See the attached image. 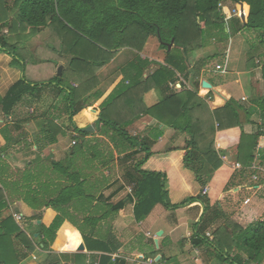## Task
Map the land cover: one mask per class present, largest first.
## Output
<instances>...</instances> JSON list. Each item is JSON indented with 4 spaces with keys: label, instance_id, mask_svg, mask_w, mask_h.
<instances>
[{
    "label": "trees",
    "instance_id": "obj_1",
    "mask_svg": "<svg viewBox=\"0 0 264 264\" xmlns=\"http://www.w3.org/2000/svg\"><path fill=\"white\" fill-rule=\"evenodd\" d=\"M227 2L234 6L235 11L239 8V16L230 14ZM228 14L229 25L226 23ZM228 28L234 32L242 28L261 30V52L248 56L246 69L257 67L255 61L264 59V0H12L11 7L5 0H0V53L9 55L13 59L12 65L22 73L7 94L0 96V120L4 121L9 116L23 97L36 98L43 90L54 88L59 100L54 106L56 115L43 121L33 143L38 146L43 140L46 145H51L57 142L59 136L65 135L64 129L55 123L56 119L77 133L69 150L70 159L63 163L50 161L54 170L66 174L68 167L76 169V163L72 161L81 159L87 153L93 152L92 159L97 158L100 145L91 146L87 139L94 133L78 129L73 122L81 111H93L97 115L98 134L106 137L118 155H123L124 159L143 155L132 169L138 176L135 179L132 177L135 188L129 198L134 203L136 222L144 220L158 204L167 210H176L196 202L201 206L202 214L193 226V248L212 250L214 256L209 260L210 264H261L264 261V221L257 220L242 228L225 217L219 197L237 188L236 180L242 175L250 178L252 173L258 175L260 172L250 169L252 164L261 166V173L264 172V97L253 101L254 107L248 108L245 100L239 103L230 100L223 107L211 110L208 106L211 95L201 98L198 89L201 78H209L212 84L215 83V79L207 75V71L213 68L214 54L189 65L190 56L204 49L211 38H217L221 43ZM44 29L50 31L52 44L55 43L51 45L49 55H43L41 60L45 61L41 65L53 62L51 58L55 56L71 55V59L60 75L53 72L60 60L57 58L54 64L51 63L50 76L32 80L26 73L28 67L41 73L45 68L31 66L32 54L26 49V44ZM150 37L157 38L158 48L164 51L162 63L138 56ZM120 50L131 51L135 55L120 68L121 78L114 83L110 93L98 107H93L103 96V92L96 88V71L107 65ZM189 78L192 88L180 81L186 83ZM170 83L175 84L172 90ZM151 89L158 94L159 101L146 107L143 95ZM213 91V105H223L225 94L222 89ZM132 96H137L138 100ZM89 99L95 102L90 104ZM238 110L245 111L247 118L257 113L261 123L254 134L243 132ZM142 115L157 121L156 127L148 137L131 135L128 128ZM160 125L172 129L177 135H186L181 149L185 151L181 170L190 179L192 191L174 203L170 199V178L167 174L145 168L152 156L151 148L161 136ZM3 152L4 149L0 148V264H19L35 251L37 243L22 229V218L16 222L13 213L6 214L13 200H22L28 207L37 210L38 214L32 218L36 221H41L45 209L56 212L57 207L56 202L41 204L37 194H34L31 189L32 171L27 169L29 164H26L25 171L18 169L17 172H10L1 159ZM226 154L235 157L240 169H233L222 161ZM4 175L6 178L12 176L15 181L8 183ZM206 186L208 191L203 194ZM20 188L30 191L20 194ZM24 195L25 198H22ZM120 208H123L122 204ZM219 221L223 223L218 225ZM63 223L64 219L56 216L48 227L38 226V244L44 250H62L65 247L73 232L66 231L65 238L59 241L57 231ZM209 230L211 240L206 236ZM81 237L87 251L102 252L96 257V264H112L111 250L105 242L83 232ZM159 261L162 263L164 258ZM84 262V256H74L73 264Z\"/></svg>",
    "mask_w": 264,
    "mask_h": 264
},
{
    "label": "crops",
    "instance_id": "obj_2",
    "mask_svg": "<svg viewBox=\"0 0 264 264\" xmlns=\"http://www.w3.org/2000/svg\"><path fill=\"white\" fill-rule=\"evenodd\" d=\"M230 7L234 10V6ZM227 9L230 10L228 5ZM229 22L230 20L227 17L226 23L228 25ZM240 31L236 34L239 35ZM211 40L213 41L214 38L208 41L207 46ZM206 47L195 51L190 56L189 65H193L198 58L208 54L207 51L209 50ZM215 49L217 50L216 47ZM123 51L120 50L111 60L116 64L112 76L99 77V72L105 74V72L113 70L108 68L111 63L98 69L99 71L96 73L98 85L96 88L97 91L103 92V96L97 102L94 99L88 100L90 104L95 102L93 107H98L110 93L116 84L115 82L121 78V75H119L120 68L132 60V57L123 56ZM126 52L128 53V51ZM213 54L214 52L210 53V55ZM65 56L51 58L60 59L57 61L55 69L59 65L62 66V70L65 68L64 63H66L67 57L71 59V55ZM138 56L141 59L162 63L165 55L164 51L157 47L152 50L145 48V50L143 49L142 52L138 53ZM44 61L45 59H34L31 61V66H42V68H45V75L50 76L53 68L52 62L41 65ZM12 62L13 59L9 55L0 53L1 97L5 96L10 87L22 76L21 70L13 66ZM255 62L257 67L245 70V58H243L242 68L235 67L233 57L229 60L228 50H226L223 62L215 63L214 69L207 71L210 78L214 77L212 73L215 75L220 74L225 78L215 79L214 84L209 81V78H201L198 96L205 98L208 94L211 95L208 102L211 110L223 107L230 100L235 103L245 100L248 108L250 106L254 107L252 102L264 97V79L262 78L264 60L261 62V59H257ZM216 65L220 66V70H215ZM26 73H28V78L32 80L42 77L40 70L36 72L29 67ZM202 81H206L211 85L206 95L204 94L207 88L201 87ZM71 85L76 87L74 83H71ZM186 85L192 88L190 78L186 81ZM216 88H221L225 94V101L221 106L213 105L215 101L213 90ZM177 89L180 88L177 87ZM49 93L53 95L56 90L54 88L45 89L36 98L23 97L11 114L4 121L0 120V148L4 149L1 159L7 164L9 171L13 173L17 172L18 169H21L20 172H22L26 168V164H29L27 169L32 171L33 184L31 189L34 194H37L41 204L56 202L57 207L56 212L52 209H45L41 221H36L32 218L38 214L37 210L31 209L22 200H13V204L10 205L6 214L20 215L22 217V229L27 235H32L37 243L35 251L19 264H73L75 255L85 257L83 264H96L95 259L102 252L87 251L81 232L95 240L106 243L111 250L109 255L112 264H152L151 262L155 260V256H160L159 260L161 257L164 258L162 264H208L214 256L212 250L202 251L193 248L191 245L193 226L202 214V208L198 203L195 202L176 210H167L158 204L144 220L135 221L133 216L134 203L129 200L130 196L125 191L124 185L133 183L135 181H133V178L138 177L132 169L134 164L142 159L143 155L137 154L132 159H124L123 155H118L108 143L106 137L98 134L95 112L83 110L73 118V122L81 130L95 124L96 130L92 132L94 133L93 138L87 137V139L91 142V146L100 145L97 148V158L92 159L94 157L93 152L87 153L81 159L72 161L76 163V169L73 166L68 167L66 174L64 171L54 170L50 165V161L63 163L70 159L69 150L75 141L72 140L74 143L72 144V141L70 143L68 137L71 135L73 139L77 136V133L67 129L62 122L56 119L55 123L62 130L64 129L65 135L59 136L57 142L51 145H46L43 140L39 142L38 146L33 143L35 137L39 135L43 121L45 119L50 120L56 115L54 111V106L57 103L55 101L56 94L55 97L50 96L49 98ZM133 98L138 100L137 96ZM158 101L159 96L153 89L143 95V103L146 107H151ZM87 109H92V107ZM120 110L123 109L120 108ZM238 111L243 132L254 134L261 123L257 113L253 112L254 115L247 118L245 111ZM247 120L250 122H247ZM156 125L157 121L153 118L142 115L128 128V131L131 135L148 137ZM160 128L161 136L154 142L151 148L152 156L145 168L160 170L167 174L170 178V199L174 203L180 201L186 193L192 191V188L190 189V179L181 170V160L185 153L181 149L184 147L186 135H177L175 131L162 125H160ZM97 141L100 143H97ZM218 148L219 144L217 143L216 149ZM91 160L92 162H90ZM222 161L233 169L234 165L237 167L236 170L239 168L232 154H226ZM258 175L259 180L257 183L251 181L248 175H242L239 180H236L240 188H244L241 193L232 194L229 190L220 195L219 205L227 219L242 226L250 225L253 222L252 220L264 221V172ZM4 177L8 183L15 181L12 176L6 178V175H4ZM79 183L82 184L79 186ZM69 189L72 191H69ZM65 190H67V193L63 194ZM234 190L235 192L239 191V188ZM27 191H30V189H19L20 194ZM22 198H25V195ZM246 199H249V202L243 204ZM121 204L123 208L119 209ZM56 216L64 219V223L57 231V239L62 241L65 238L66 231L73 233L62 250H44L42 245L38 244V226L42 224L48 227ZM220 222L218 225L223 223ZM152 230L155 235L150 232ZM159 231L162 232V235L157 237L156 234ZM153 237L154 239H152ZM155 239L157 240L156 244ZM80 247L82 248L80 249ZM0 253H2V249ZM261 264H264V261Z\"/></svg>",
    "mask_w": 264,
    "mask_h": 264
},
{
    "label": "rangeland",
    "instance_id": "obj_3",
    "mask_svg": "<svg viewBox=\"0 0 264 264\" xmlns=\"http://www.w3.org/2000/svg\"><path fill=\"white\" fill-rule=\"evenodd\" d=\"M5 1L7 3V6L8 7H11L12 6V0H5ZM227 5L230 8L229 11H230V14L232 16H236V15L239 16V13H238L239 12V8H237L236 9L237 11L235 13H233L232 11H234V10L231 9L232 7H230V6H233V5H231V3H229V2H227ZM227 17H229V14L227 15ZM52 38L53 37L51 36L50 31L48 29H44L43 32H41L39 36L32 38L26 44V49L30 52V54H32V56L30 57V59H31L30 62L32 60H34V59H37V60L43 59V55H49V53L51 52V48L50 47H51V45H54V43H55V42H53V44H52ZM56 45H57V43H56ZM33 46L35 47L34 49H33ZM157 47H158V40H157V38L150 37L147 40V42H146V44L144 46V50H145V48L146 49L150 48L152 50L153 48L156 49ZM215 47L217 48V50L215 49ZM206 48L209 50V51H207L208 54H204L202 57L208 56V55H210V53L214 52V56L212 57V66H214L215 63H220V62L222 63L223 62L224 55L226 53V50H228L229 60H231L232 57H233V63L235 65V67L239 66L240 68H242V66H241L242 60H243V58H245V68L244 69L247 70L246 69V65L248 63V56L250 54H252V55H258L261 52V30L260 31H257V30H248L246 28H244V29L242 28L241 31H240V33H239V35H237L236 32H234L233 30H231V28H228V32H226V34L224 35V39H223V41L221 43L220 42L218 43L217 38H214V40L213 41L211 40L210 41V44ZM126 51H128V50H124L123 51V56L128 57V58H130V57L133 58L134 57V55H135L134 52L128 51V53H127ZM38 53H40V55ZM144 54H145V52H144ZM69 59H70V57H67V61H66V63H64L65 67L68 64V60ZM199 59L200 58H198L197 60H199ZM52 60L55 63L54 59H52ZM262 60H264V59H261V62H262ZM109 63H111V64H110V67H108V68H112L113 70H109L108 72H105V74H104V72H99L100 73L99 77H103V76H105V77L107 76L108 77V76H112L114 74V66L116 64L113 63V62H111V61ZM58 67H56L55 70L53 69V72L55 74H57ZM108 68H106V69H108ZM212 69H214V68H212ZM98 71L99 70H97L96 73H98ZM45 74H46L45 72H42L41 75L43 77H41V78H45L44 77ZM212 75L214 76L213 78L216 79V80H221L222 78H225V76H222L220 74H216L215 75V74L212 73ZM206 90L207 91H206V93L204 95H206L209 92L208 89H206ZM55 94L56 93H53V95L50 94L48 97L50 98V96H52V98H53V97H55ZM56 99H58L57 96H56ZM56 99H55V101L58 102L59 100H56ZM180 135H182V134L180 133ZM93 136L94 135L88 136V137L93 138ZM68 140L70 141V143L73 140L71 138V135H69ZM73 143L74 142L72 141V144ZM230 163H233V162H230ZM233 167L234 168H237V167H235V165ZM252 174H255L256 175V173H252ZM260 174H261V172H260ZM252 176L250 178L251 181L258 182L259 175L258 176L256 175L257 180L254 179V178H252ZM237 188H239V191H236L235 192V190H231V193L232 194H235L237 192L241 193V190H244V188L242 187V189H241L240 186H238ZM225 221H227V220H225ZM252 221L254 222L255 220H252ZM239 226H241L242 228H245L247 225L246 226L239 225ZM150 232L153 235H155V233L153 232V230L150 231ZM207 234H209L210 236H212L211 235V230L209 232H207ZM152 239H154V237ZM154 247L156 248L155 244H154ZM156 257L157 256H155V258ZM159 262L160 261L155 262V260H154L151 263L152 264H162V263H159ZM248 264H251V263H248Z\"/></svg>",
    "mask_w": 264,
    "mask_h": 264
},
{
    "label": "built area",
    "instance_id": "obj_4",
    "mask_svg": "<svg viewBox=\"0 0 264 264\" xmlns=\"http://www.w3.org/2000/svg\"><path fill=\"white\" fill-rule=\"evenodd\" d=\"M220 6H221V5H219V7H220ZM232 12L235 13L236 11L234 10V11H232ZM215 70H217V71L220 70V66H219V65H216V66H215ZM180 81H181L184 85L186 84L183 80L180 79ZM186 86L188 87V85H186ZM169 87H170V89L172 90V89L175 88V84H171V83H170V84H169ZM237 166H238V165H237ZM238 167H239L238 169H240V166H238ZM250 169L256 170L258 173H259V172H262V168H261L259 165H256L255 163L252 164V165L250 166ZM252 175H253V174H252ZM252 178H254V179L257 180V177H256L255 174L252 176ZM124 188H125V191L127 192V194H128L129 196H132V194H133V190H134V188H135V184H134V183H130V184H128V185H124ZM207 191H208V187L206 186V187H204L202 193L205 194ZM248 202H249V199H246V200H244L243 204H247ZM13 216H14L16 222H19L20 219L22 218L20 215H13ZM206 236L209 238V240L212 239V236H210V235L207 234V233H206Z\"/></svg>",
    "mask_w": 264,
    "mask_h": 264
},
{
    "label": "water",
    "instance_id": "obj_5",
    "mask_svg": "<svg viewBox=\"0 0 264 264\" xmlns=\"http://www.w3.org/2000/svg\"><path fill=\"white\" fill-rule=\"evenodd\" d=\"M61 70H62V66H59L58 69H57V75H60V74H61ZM201 87H204V88L210 89V88H211V85H210L208 82H206V81H202V83H201ZM95 130H96V126H95V124H93L92 126L87 127L86 129H84V131H85V132H88V133H92V132L95 131ZM161 235H162V232H161V231H159V232L156 234L157 237H160ZM156 243H157V240L155 239V244H156ZM81 248H82V247H80V249H81ZM159 258H160V256H157V257L155 258V262H158Z\"/></svg>",
    "mask_w": 264,
    "mask_h": 264
}]
</instances>
